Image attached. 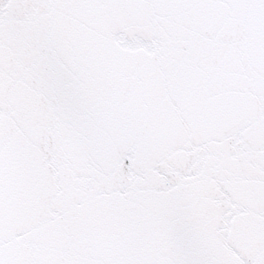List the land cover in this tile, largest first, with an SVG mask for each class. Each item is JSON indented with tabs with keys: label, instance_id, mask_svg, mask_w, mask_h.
Returning <instances> with one entry per match:
<instances>
[{
	"label": "snow or ice",
	"instance_id": "6c2138e0",
	"mask_svg": "<svg viewBox=\"0 0 264 264\" xmlns=\"http://www.w3.org/2000/svg\"><path fill=\"white\" fill-rule=\"evenodd\" d=\"M0 264H264V0H0Z\"/></svg>",
	"mask_w": 264,
	"mask_h": 264
}]
</instances>
